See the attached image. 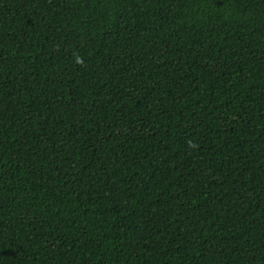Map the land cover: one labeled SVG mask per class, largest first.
I'll return each mask as SVG.
<instances>
[{"label":"trees","instance_id":"16d2710c","mask_svg":"<svg viewBox=\"0 0 264 264\" xmlns=\"http://www.w3.org/2000/svg\"><path fill=\"white\" fill-rule=\"evenodd\" d=\"M0 264H264V0H0Z\"/></svg>","mask_w":264,"mask_h":264},{"label":"clouds","instance_id":"9594fccd","mask_svg":"<svg viewBox=\"0 0 264 264\" xmlns=\"http://www.w3.org/2000/svg\"><path fill=\"white\" fill-rule=\"evenodd\" d=\"M75 63H77V64H81V63H82V60H81L79 57H76V59H75Z\"/></svg>","mask_w":264,"mask_h":264}]
</instances>
